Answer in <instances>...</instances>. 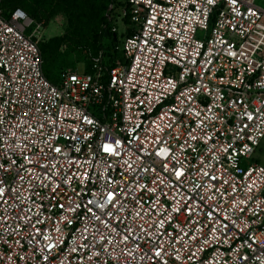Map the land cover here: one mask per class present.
Returning <instances> with one entry per match:
<instances>
[{
	"label": "built area",
	"instance_id": "1",
	"mask_svg": "<svg viewBox=\"0 0 264 264\" xmlns=\"http://www.w3.org/2000/svg\"><path fill=\"white\" fill-rule=\"evenodd\" d=\"M119 21L114 58L52 81L0 0V264H264V5Z\"/></svg>",
	"mask_w": 264,
	"mask_h": 264
},
{
	"label": "rangeland",
	"instance_id": "2",
	"mask_svg": "<svg viewBox=\"0 0 264 264\" xmlns=\"http://www.w3.org/2000/svg\"><path fill=\"white\" fill-rule=\"evenodd\" d=\"M38 5V13L32 16L35 20L33 30L39 42L44 67L50 68V73L56 78L62 71L75 70L83 72L91 65L92 57L105 49H99V43L94 39L93 32L82 26L81 17L90 20L99 15L103 0H87L81 10L71 9L68 6L61 7L47 0H32ZM264 5V0H257ZM114 7V6H113ZM122 8L118 11L115 26L119 29L118 48L122 47L123 22L119 21ZM82 28V29H81ZM105 47L111 44L105 37L102 42ZM109 53L114 48H106ZM119 51V50H118ZM122 54V50H120ZM255 160L264 165V138L258 147Z\"/></svg>",
	"mask_w": 264,
	"mask_h": 264
},
{
	"label": "trees",
	"instance_id": "3",
	"mask_svg": "<svg viewBox=\"0 0 264 264\" xmlns=\"http://www.w3.org/2000/svg\"><path fill=\"white\" fill-rule=\"evenodd\" d=\"M46 1V0H45ZM49 3H56L61 7L68 6L72 10H81L87 0H47ZM126 0H103L102 9L98 16L86 20L85 17H81L79 21L82 23L83 27H86L90 31L93 32L94 39L99 43V49L106 48H114V51L111 54L112 58H114L117 54L118 49V40L119 35L117 32H114L112 29L115 26V19L118 14V11L123 8ZM38 4L32 0H1V6L4 8L5 12L12 11L16 8H22L24 11L28 13V15L35 16L38 13ZM114 6V7H113ZM33 18V17H32ZM82 29V28H81ZM107 37L111 41V44L108 47L102 44L103 39ZM117 37V39H116ZM40 46V45H39ZM43 69L46 76L55 81L56 78L50 73V68L47 66L44 67L43 61ZM89 69V66L86 68Z\"/></svg>",
	"mask_w": 264,
	"mask_h": 264
},
{
	"label": "water",
	"instance_id": "4",
	"mask_svg": "<svg viewBox=\"0 0 264 264\" xmlns=\"http://www.w3.org/2000/svg\"><path fill=\"white\" fill-rule=\"evenodd\" d=\"M116 39H117V37H116Z\"/></svg>",
	"mask_w": 264,
	"mask_h": 264
},
{
	"label": "snow or ice",
	"instance_id": "5",
	"mask_svg": "<svg viewBox=\"0 0 264 264\" xmlns=\"http://www.w3.org/2000/svg\"><path fill=\"white\" fill-rule=\"evenodd\" d=\"M107 150V149H106Z\"/></svg>",
	"mask_w": 264,
	"mask_h": 264
}]
</instances>
